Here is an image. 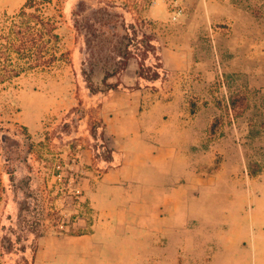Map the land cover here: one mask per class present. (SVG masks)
I'll use <instances>...</instances> for the list:
<instances>
[{
  "label": "rangeland",
  "instance_id": "374dc122",
  "mask_svg": "<svg viewBox=\"0 0 264 264\" xmlns=\"http://www.w3.org/2000/svg\"><path fill=\"white\" fill-rule=\"evenodd\" d=\"M26 1L0 0V70L20 71L0 82V264H264V0H35L59 21L48 66L1 45ZM102 7L128 35L97 22L87 45L75 20ZM141 91L185 107L177 169L206 183L184 226L96 237L107 120Z\"/></svg>",
  "mask_w": 264,
  "mask_h": 264
},
{
  "label": "crops",
  "instance_id": "0c3cea01",
  "mask_svg": "<svg viewBox=\"0 0 264 264\" xmlns=\"http://www.w3.org/2000/svg\"><path fill=\"white\" fill-rule=\"evenodd\" d=\"M142 94L134 93V100L107 120V130L118 147L113 157L118 160L109 161L111 167L100 175L94 193L99 218L93 236L118 234L135 220L147 227L184 226L191 199L206 183L195 170L177 169L187 159L184 139L194 130L185 107L181 112L173 101L142 105Z\"/></svg>",
  "mask_w": 264,
  "mask_h": 264
},
{
  "label": "trees",
  "instance_id": "16d2710c",
  "mask_svg": "<svg viewBox=\"0 0 264 264\" xmlns=\"http://www.w3.org/2000/svg\"><path fill=\"white\" fill-rule=\"evenodd\" d=\"M82 3L83 1L79 0L77 2V7L81 6ZM34 6L36 7L35 0H27L25 2L17 18L13 21L10 35L5 39V43L1 45L2 47L6 45V47L14 51L19 59L26 58L29 60L28 63L30 66H48L57 60L53 47L55 43L59 41V34L56 32L59 21L53 17H46L43 16V14L36 13V11L40 10L39 8L30 11V8ZM100 14L104 16L98 18L97 15ZM119 18L120 17L117 16L116 13L109 11L107 7H102L91 10L88 16H83L80 19L76 18L75 26L79 31H83L85 41L87 45H89L90 36L95 35L97 31V22L100 26H106L109 21H114L112 29L120 25L124 31V35L127 36V27L123 20L120 21ZM121 37H123V35H121ZM3 60L8 61L9 58L3 56ZM127 61L128 57H125L123 63L127 64ZM3 66L6 67L5 64H3ZM5 67L4 70H0V82L19 75V70L5 69ZM158 77V73H155L152 79L155 80ZM9 155L10 156L6 158L8 163L12 160L11 154ZM22 250H24V246H22Z\"/></svg>",
  "mask_w": 264,
  "mask_h": 264
},
{
  "label": "built area",
  "instance_id": "2783aa9c",
  "mask_svg": "<svg viewBox=\"0 0 264 264\" xmlns=\"http://www.w3.org/2000/svg\"><path fill=\"white\" fill-rule=\"evenodd\" d=\"M174 19L176 18V16L173 17Z\"/></svg>",
  "mask_w": 264,
  "mask_h": 264
}]
</instances>
